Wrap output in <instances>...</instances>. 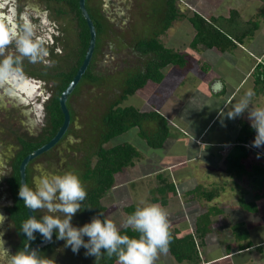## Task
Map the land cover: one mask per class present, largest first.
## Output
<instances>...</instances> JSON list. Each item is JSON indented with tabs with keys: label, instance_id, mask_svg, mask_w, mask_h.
Instances as JSON below:
<instances>
[{
	"label": "rangeland",
	"instance_id": "obj_1",
	"mask_svg": "<svg viewBox=\"0 0 264 264\" xmlns=\"http://www.w3.org/2000/svg\"><path fill=\"white\" fill-rule=\"evenodd\" d=\"M177 4L181 10H184L188 14H192L194 10L201 14H204L207 17L213 14L218 17H225L231 14V12H238L239 15L243 14L244 17L252 18L254 15H256L257 13H261L264 10V1L260 0H177ZM123 6H129L131 8L133 18L136 19L137 23L141 26H145L146 21L153 22L155 20H158L159 23H162L167 18V13L165 10V0H133V4L124 2ZM109 16H112V14H109ZM142 17L145 19L142 20ZM95 18L97 19L96 15ZM236 18L238 19V16ZM96 19L94 20L96 21ZM227 22H229V20H227ZM262 25L263 24L261 23V27ZM112 30L116 29L113 28ZM71 31L72 33L69 34V39L71 38L70 43H72V40L77 41V30L74 29L73 31V29H71ZM261 33L264 35V27ZM194 35L195 30L187 19L182 21H174L172 26L167 31H165L163 35H161L160 40L167 47L174 48L176 51H179L181 53L183 52L188 58V65L185 68H180L175 65L167 66L164 70L165 78L161 83H154L153 81H149L143 88L136 91L135 94L128 96V99L121 103V106L133 105L141 111L157 109L158 111L168 115V117H170L173 122L171 123V128L169 127L171 129L169 135L170 139H167V142L162 148H154L149 146L146 140L142 139L139 133V128L130 129L129 131L117 136L114 139V142L129 141L130 143L135 145L136 148L141 152V157L135 159L134 165L124 168L123 171L116 175L114 186L102 199V202L107 207L105 211L106 217L114 220L118 226L122 225L123 219L126 217V215H128L124 210L125 206L130 204L137 205L141 199L152 202L151 198L154 196L152 190H155L158 184H160L161 178H167V182H174L178 190L176 194L172 195L168 199V205L164 206L168 212V218L171 216L169 218L170 225L174 224V222L172 221L175 216H177V218H179L181 214H189L190 216V213H193L194 209L198 207V205H201V207H203V204L205 203H192L191 200L192 198L194 199L193 194L195 193L190 195L187 192V188L194 187L197 184H201L204 186L207 185L206 189L208 190L219 188L220 195L214 201L217 200V202H219L218 206L223 207L224 204L228 205L229 202H232L231 193H235L237 188L244 189L245 187L243 185H248L249 187L253 186L254 184V182L248 178L238 179L233 175L228 176L229 174H227V170L226 173L224 172L225 165L228 166V160L226 162L220 160V155L217 152L213 156H215L214 158L216 159V161H220H215V164L212 162L209 163L205 158L208 154H210L211 148H206L208 154L205 151L199 150L198 147L200 146L197 147L196 145H194L195 139L193 140L190 136L189 129L192 126V121L197 123V121L195 120L198 117V111L202 110L204 117L206 113L205 110L217 109L215 108V106L214 108L212 106H207L208 104H212V102H215L216 97H205L204 95L194 91V87L198 86L200 83L204 86L205 82L202 81L196 84V82L200 80V77L198 76V72H196V70L200 69L201 65L203 64L207 71L208 77H212L217 74L219 75V72L223 73V71H225V73H230L234 70L230 65L231 59L229 54H226L228 56L227 57L214 50V54L212 53L208 55L206 54L207 51L193 48L191 46V41ZM206 59H209L210 61ZM250 59L252 60L253 56H250ZM205 61L211 62V64L208 65V63H206ZM93 69L94 73L97 76V73L95 72L96 68L93 67ZM258 71L259 69L257 70V72ZM132 73V70H125L113 76L108 75L110 74L109 68H104L100 80H87L84 89L83 86L80 88V90L77 88L75 92L79 91V94L77 93L70 99L76 110L73 111L71 106L68 104L69 109L72 111L70 112L71 119L74 120L75 118L69 133V137L73 138V140L75 141L73 142V149L70 153L71 155L69 160H73L76 157H80L85 154H90V157L93 156L90 160L91 167L96 164L97 149L100 143V133L104 128L102 117L106 112H108V107L110 106V104L112 103L111 105L113 106L114 101L123 94L124 88L126 87V84L124 82L132 77ZM221 82L222 79H219L218 82L215 80L214 85H219L221 84ZM251 86V82L243 83L240 90L234 94L229 102H231L232 99L235 98V100L233 101V103H235L236 100H238L239 97L244 94L245 90H247ZM259 99H263L262 95H256L253 98V103H259ZM32 104H34L37 108L34 118L37 116V114H39V112L43 114V110H40L42 105L39 99L33 100ZM260 105H264V103L260 102ZM229 108L230 107L226 105L221 110L214 121L215 125L211 130L209 136H218V134L221 135L219 133V128L223 126L221 125V123L228 119L226 113ZM220 115L221 117L219 118ZM15 118L16 117H14L13 115L10 116V121L13 122L14 125L11 126L12 129L5 131L3 139H6V142H8L9 140H11L9 142H12L15 133L19 132L15 130V127L19 126ZM175 118L177 120H175ZM174 121H176L179 126H174ZM146 125V128L150 130L153 128L155 123H146ZM180 125L181 127H185V129L181 128ZM235 130L236 128L233 119V121H231L230 123V127L228 128V136H230ZM173 133H176L179 138L175 137V139L174 137H171ZM78 140L81 142L80 145L82 150L84 151L78 150ZM112 144V142H108L105 144V146L109 147ZM251 144L252 142H250L249 144L250 152L247 162L248 167H252V164L255 161H259V164L263 166L264 147L254 148L251 146ZM62 149L64 148L58 146L56 152H53V154H51L49 157L47 156L37 159L36 162L32 165L34 166L36 163H43L49 170L52 171H62V169H64L66 166V170L76 171L83 182L85 166L80 161H77L76 164L74 163V166H70V162L63 163L61 155H63L62 157H65L66 154L62 152ZM3 150H5V147L3 148ZM49 160L52 161L53 164L47 163ZM31 174L32 176L36 174L34 168ZM221 183H223V185H221ZM83 184L85 187L89 188L92 185V182L87 184V186L86 182H83ZM253 188L256 189L255 192L259 193L258 196L262 199V195H264V192L260 193L261 191L259 184L256 183ZM261 190L264 191L262 188ZM157 194L158 197L161 196L158 192ZM206 203L205 205L207 206ZM214 204L217 203H213V205ZM261 204L262 202L258 203V208L262 207ZM262 208H264V204ZM236 213L239 216L241 215L240 211H236ZM35 214L37 218H39L44 213L37 212ZM80 214L81 210L73 216L71 222L74 226L79 227L86 223L80 219ZM261 216L263 218L259 220L255 215L256 219H258L257 221H261V223L253 224L250 227L248 225H245L246 228L251 232L250 239L253 243L264 238V212H262ZM181 221L182 227L181 225H179V229H182V232H184L187 229V224L185 223V220L183 221V218L181 219ZM225 231H227V229L224 230V232ZM230 233L233 237L234 234L232 232ZM15 239V232L11 231L7 234L5 233V240H7V242H9V240L12 242ZM87 239L88 238L85 237V240ZM262 248L263 250H261V247L254 248L251 255H249V253H244L235 256L232 264H235L239 261H244L243 259H247L248 256L252 257V255L255 253L259 256L262 254V252L264 254V247ZM46 251L48 250H42L39 252L41 255H46V257L51 258L54 264L92 263L90 259L91 256L85 255L86 250L83 247H81L78 253H73L70 247H65V242L63 240L57 241L53 251L49 253H47ZM168 256L170 257H165V255L159 256L155 264H171L173 260L178 264L182 263L177 261L169 253ZM228 262L229 260H226L223 262V264H227ZM254 262H258V260L255 259Z\"/></svg>",
	"mask_w": 264,
	"mask_h": 264
},
{
	"label": "trees",
	"instance_id": "obj_2",
	"mask_svg": "<svg viewBox=\"0 0 264 264\" xmlns=\"http://www.w3.org/2000/svg\"><path fill=\"white\" fill-rule=\"evenodd\" d=\"M69 3L72 10L77 13V17L80 19L82 44L81 58L73 69L61 74L64 78H61L63 80L62 83H60L58 93L54 98L52 105H50L53 124L50 136L47 137L46 135L42 141L29 145L20 156L19 163L29 152L46 143L63 124L65 116L60 106V96L71 83L78 69L82 65L90 43V29L85 18L82 16L79 0H69ZM165 10L167 18L164 21L163 27L160 30L155 31L151 38L142 40L137 44V48L141 52L152 55L147 67L143 72H139L132 78L128 79L121 98L118 99L113 106H110L108 112H106L103 117L104 128L100 133L97 162L92 167L89 163L88 170H86V173L84 174V179L92 182V185L87 190V198L82 206L84 212L88 213V219H86L87 222H89L93 216H97L101 212L105 215L107 207L102 202V199L114 186L116 175L123 171L124 168L134 165L135 159L141 157V152L129 141L114 142V139L130 129L139 128V133L142 139H145L149 146L162 148L170 135L168 120L158 111L144 112L133 105L121 106V103L127 100L128 96L135 94L136 91L144 87L148 81L160 83L164 79V70L167 66L175 65L180 68H185L188 65L187 56L165 46L160 40V36L172 26L174 21L187 19L195 30V35L191 41V46L193 48H215L221 52H225L239 43L254 38L257 30L261 27V23L264 22V10L261 13H257L244 23L241 22L238 12H231L229 21L232 25L237 24L238 26V30L235 29V33H232L225 31L224 28L218 24L219 18L217 16L211 15L207 17L194 10L192 14H188L178 7L177 0H165ZM237 16L238 19L236 18ZM98 30V32H100L102 26H99ZM92 73V70L88 69L85 74L93 80V76L95 75ZM254 91L257 96L264 94V73L262 72H257L255 75ZM152 122L155 123V127L153 126L150 130L147 129L146 123ZM239 125L240 130L237 136L238 145L236 152L228 157V166L226 168L227 173L238 179L248 178L253 181L254 184L258 183L264 185V165H260L259 161L253 162L252 167L250 168L247 165L250 150L249 143L255 135V130L251 127V122L243 117L240 118ZM108 142H112L113 144L109 147L105 146ZM19 174V172L16 174L17 182L15 186L17 190L20 186ZM177 191V186L174 182H167V178H161L160 184H158L155 190H152L154 195L151 198L152 202L166 206L169 203L168 199L176 194ZM157 192L161 195L160 197H158ZM187 192L190 195L195 193L193 196L200 201H213L220 195L218 188L208 190L200 184L196 185L194 188L188 189ZM17 199V204L15 208L12 209L11 215L24 246L27 238L20 230V225L22 221L27 219L30 215L27 208L24 207L23 201L20 200L18 193ZM240 205L250 212H255L258 209L256 201H246L245 198H241ZM135 207L136 205L130 204L125 206L124 210L127 214H130ZM218 212V207L208 206V208L197 217L194 231L192 230V232L186 235H181L177 230L170 227L172 241L168 252L179 262L187 261L191 264H201V249L206 243L207 235L212 231L213 215H216ZM232 231L237 241L240 243L245 242L240 244L241 250L253 246L252 241L249 240V230L246 228L244 222L235 223L232 227ZM121 232L122 234H128L130 236L138 235L131 229L121 228ZM35 235L36 239L30 241L31 246L42 241L39 233H36ZM57 241L56 233L54 232L53 242L42 250L47 249L53 251ZM23 246H21V248H23ZM90 259L92 261V263L90 262L91 264L116 263L115 257L108 258L106 255L98 261H96L94 256H91Z\"/></svg>",
	"mask_w": 264,
	"mask_h": 264
},
{
	"label": "clouds",
	"instance_id": "obj_3",
	"mask_svg": "<svg viewBox=\"0 0 264 264\" xmlns=\"http://www.w3.org/2000/svg\"><path fill=\"white\" fill-rule=\"evenodd\" d=\"M15 5L16 0H0V102L5 98H18L24 86L32 83L24 70L25 61L51 65L48 58L52 23L48 13H39L37 23L28 12L18 13ZM222 87L218 85L216 90L221 91ZM255 96L254 89L249 87L231 104L226 115L228 119H235L247 112L255 130L251 146L261 148L264 147V106L253 103ZM0 106L4 105L0 103ZM34 169L32 184L21 181L18 196L32 213L44 214L39 218L30 215L22 221L20 230L27 239L23 248L15 253L6 247L5 232L0 230V264H54L51 258L31 248L30 241L36 239V233L42 241L51 242L55 232L56 239L63 240L73 253L83 247L85 255L94 256L96 261L106 255L115 257L116 264H155L161 254L168 253L172 233L168 212L160 203L141 199L120 226L101 212L77 227L71 221L87 198L78 173L52 171L43 163H36ZM7 174L6 164L0 159V177ZM6 219L0 213V225ZM121 228L131 229L138 235L122 234Z\"/></svg>",
	"mask_w": 264,
	"mask_h": 264
},
{
	"label": "flooded vegetation",
	"instance_id": "obj_4",
	"mask_svg": "<svg viewBox=\"0 0 264 264\" xmlns=\"http://www.w3.org/2000/svg\"><path fill=\"white\" fill-rule=\"evenodd\" d=\"M124 2L133 4V0H86L87 10L94 22L97 32L95 51L88 67V69L92 70V74L95 75L93 76V81L101 79L104 68H109L110 74L108 75L113 76L125 70H132L133 75L131 76L133 77L135 74L143 72L152 58V55L141 52L137 48V44L142 40L151 38L155 31H158L163 27L164 22L159 23L158 20L153 22L146 21V25L141 26L132 16V11L129 7L131 5L124 7ZM15 7L18 13L28 12L37 23L39 22L36 19L38 14L41 12H47L48 20L52 23V27L51 32L49 33L51 35V44L49 45L50 56L48 58L51 61V65L48 66L43 63L31 64L28 61H25L24 70L31 78L32 83L24 86L23 91L18 98H5L3 102H0L4 105L0 106V159H2L6 164V170L9 172V174L0 177V213H3L7 217L4 224L0 225V230H3L6 234L11 231L15 232L16 239L12 242L9 240V242L6 243V247H9L12 253L22 249L21 246H23L22 239L17 232L16 224L11 215V211L15 208L18 200L17 193L19 189L17 190L15 186L17 182L16 174L17 172L20 173L21 182L20 168L24 158L54 139L63 124L46 143L29 152L19 163L20 156L29 145L42 141L46 135L47 137L50 136L53 126L50 105H52L54 98L58 93L60 83H62L63 79L61 78L63 75L61 74L68 72L78 64V61L81 58L82 49L80 19L77 17V13L72 10L69 0H16ZM109 14H112V16H109ZM95 15L97 19L95 18ZM94 19H96V21ZM141 19L143 20L145 18L142 17ZM98 24L99 26H102V30L100 32H98ZM69 26L73 29V31L74 29L77 30V41L72 40V43H70L71 38L69 39V34L72 33ZM113 28L116 30H112ZM93 67L96 68L95 72L97 73V76L93 71ZM87 80L91 79L84 74L81 81L68 96L67 107L69 104L73 111L76 109L70 99L79 92H75L77 88L80 90L83 86L84 89ZM127 81L124 83L126 84ZM121 96L122 95H120L118 99H120ZM36 99L40 100L42 105L40 110H43V114L39 112V114H37L34 118L37 108L34 105L35 103L32 104V102ZM118 99L114 101V104L118 101ZM111 104L110 106H112ZM110 106L108 108H110ZM69 111L72 112L70 109ZM12 115L16 117L15 119L19 124V126L15 127V130L19 132L15 133L12 142H9L11 140L6 142L7 140H4L3 136L5 135V131L12 129L11 126L14 125V123L10 121V116ZM74 120L71 119L70 126L57 143H55L47 151L40 153L29 161L26 170L27 182L29 185L32 184L33 176L31 172L34 168L32 164L39 158L49 157L53 154V152L57 151L56 149L58 146H61V148L63 147L64 149H62V152L66 154L65 157H62L63 155H61L63 163L70 162V166H74L77 161H80L85 166L84 173H86L88 165L91 163L90 160L93 156L90 157V154H85L80 157H76L73 160H69L71 155L70 153L73 149V142H75L73 138L69 137L70 128L74 123ZM77 142L79 148L78 150L84 151L81 148V142L79 140ZM4 147L5 150H3ZM47 163L53 164L50 160ZM65 170L66 166L62 169V171ZM83 182H86V186L91 183V181L85 179ZM85 188L88 190L87 187ZM80 216L81 220H85L87 222L86 219H88V213L84 212L83 207L81 209ZM45 247L39 248L38 250L42 251ZM46 252L49 253L51 251L48 250Z\"/></svg>",
	"mask_w": 264,
	"mask_h": 264
},
{
	"label": "crops",
	"instance_id": "obj_5",
	"mask_svg": "<svg viewBox=\"0 0 264 264\" xmlns=\"http://www.w3.org/2000/svg\"><path fill=\"white\" fill-rule=\"evenodd\" d=\"M214 16H216V15H214ZM243 17H244L243 14H240V20L242 23H244L245 21H248L249 18H251V17H244V18ZM218 18H219L218 24L222 28H224L225 31L235 33V29L238 28L237 24L232 25L230 21L227 22V20L230 19V14L225 16V17L219 16ZM262 24H263L262 27H260L257 30L253 39L246 40L243 43H239L235 47H233V48H231L225 52H221L215 48H204V47H202V48L198 49V50L207 51L206 54H208V55H210L212 53L214 54V52H213L214 50L225 55V56H227L226 54H229L230 59H231L230 65L234 69L233 72H230V73L226 72L225 73V71H223V73L219 72V75L217 74V75H214L212 77L211 76L208 77L207 71H206L203 64L201 65L200 69L196 70V72H198V76L200 77V80L197 81L196 84H198L202 81H205V82H204V86L200 83L198 86L194 87L193 88L194 91L199 93V94L204 95L205 97H216L215 102H212V104H208L207 106H212L213 108L215 106V108H217V109L205 110L206 113H205L204 117H203L204 114H203L202 110H199L198 111L199 112L198 117L195 120V121H197V123L192 121V126L189 129L190 136L192 137L193 140L195 139L194 145H196L197 147L200 146V147H198L199 150L205 151L208 154V151L206 150V148H208V147L211 148L210 154H208L205 158V159H207V161L209 163H211V162L214 163L216 161V159L214 158L215 156H213L216 152L220 155V160H223V162H226L228 160V157L236 152L237 145H238L237 136H238V133L240 130L239 120L241 117L249 120L247 112H245L242 116L235 118L234 119V125H235L236 130L232 132L233 135L231 134L230 136H228V134H227L228 128L230 127V123H231V121H233V119L232 120L226 119L223 123H221V125H223V126H221L219 128V131H220L219 133L221 135L218 134V136H215V135L209 136L211 130L214 128L215 119L217 118V116L219 115L221 110L224 108V106L227 105L228 107H231V104L233 103L235 98H233L231 102H229V101L234 96V94L240 90L243 83L251 82V84L253 86L255 84V75L257 74V70L259 69L258 72L264 73V35L261 33V31L263 30V27H264V22ZM168 48H170V47H168ZM172 49H174V48H172ZM182 54H184V53L182 52ZM250 56H253L252 60L250 59ZM206 60L210 61L209 59H206ZM208 61H205V62L208 63V65L211 64V62H208ZM164 74H165V72H164ZM164 78H165V76H164ZM203 79H205V80H203ZM219 79H222L221 84H219V85L223 86L221 91L216 90V87L218 86V84L214 85L215 80L218 82ZM154 83H156V82H154ZM252 86H251V88L254 89V86L253 87ZM262 97H263V99H261V100L259 99V101L264 103V94H262ZM260 102L259 103L256 102L257 104L256 103H254V104L256 106H264V105H260ZM149 111H158V110L157 109H150ZM144 112H148V111H144ZM158 112L161 113L163 116L165 115L164 116L165 118L168 117V115H166L160 111H158ZM221 115L219 116V118L221 117ZM167 120L169 123V127L171 128V123L173 121L170 117H168ZM175 120H177V119L175 118ZM174 124H173L174 126H179L176 121H174ZM174 126H173V128H174ZM180 127H181V125H180ZM181 128L185 129V127H181ZM171 137L175 138V137H178V135L176 133H173V135ZM254 137H255V135H254ZM254 137L252 138V140L250 142H252L254 140ZM169 139H170V137H168V140ZM166 142H167V140H166ZM249 152H250V150H249ZM220 160H217V161H220ZM226 168H227V166L225 165V169H224L225 173H226ZM228 176H230V175H228ZM221 185H223V183H221ZM254 185H256V184H253V186ZM202 186H204V185H202ZM206 186H204V187L207 188ZM243 186L245 187L244 189H238V188L236 189L235 188L236 189L235 193L234 192L231 193L232 202H229L228 205L224 204L223 207L218 206L219 202H217V200L216 201L213 200L214 202L213 201H207V200H204L203 202H201L200 200H198L194 197V199L192 198V200H191L192 203L195 202V204H201V203L207 202L206 203L207 206L205 205V203L203 204V207L205 206L204 208L201 207V205H198V207H196L194 209L193 213L191 211H188V212H191L190 216H189V214L186 213L187 215L181 214L182 216L180 215L179 218H177V216H175V218L173 219L172 222H174V224L170 225V227L174 230H177L181 235H186V234L192 232V230L194 231L197 217L203 211H205L208 208V206H216L219 208V212L216 215H213L212 231L207 235L206 243L201 249L202 250L201 251L202 252L201 264H223V262L226 260H229V262L227 264H232L233 263L232 261H233L235 256H238V255H241L244 253L245 254L249 253V255H251L252 250L254 248H260L261 247V250H263L262 247H264V238L258 240L255 243L252 242L253 243L252 247L241 250L240 244L245 243V242L240 243L239 241H237L235 239V236L233 235V237H232V234L230 233V232L233 233L232 227L235 223L244 222L245 225H248L250 227L253 224L261 223V221L258 222L257 220L258 219L261 220L263 218L261 215H262V212H264V208H262L263 204H264V195H262V199H261L258 196L259 193L255 192L256 189H254L253 186H249V187H248V185H246V186L243 185ZM194 187H191V188H194ZM259 187H260V191H261L260 193H263L264 191H262L261 188L264 190V185L259 184ZM191 188H187V189H191ZM187 189H185V190H187ZM222 190H224V189H222ZM241 198H245L246 201H256L257 205H258V203L262 202V204H261L262 207H259L255 212H250V211L244 209L240 205ZM218 201H220V200H218ZM213 203H217V204L213 205ZM259 209H260V211H259ZM236 211H240L241 215L239 216L236 213ZM255 215L258 219H256ZM182 218H183V221L185 220V223L187 224V229L184 232H182V229L181 230L179 229V225L182 224V221H181ZM181 227H182V225H181ZM226 229H227V231L224 232V230H226ZM249 233H250V237H251L250 230H249ZM249 240H251V239L249 238ZM256 246H258V247H256ZM168 253L167 254H161V255H165V257H170V256H168ZM255 259L258 260V262H254ZM243 260L244 261H239L235 264H264V254L262 252V254L259 256L258 254L255 253L252 255V257L248 256L247 259H243ZM171 264H178V263L173 260ZM179 264H191V263L184 261V262L179 263Z\"/></svg>",
	"mask_w": 264,
	"mask_h": 264
},
{
	"label": "water",
	"instance_id": "obj_6",
	"mask_svg": "<svg viewBox=\"0 0 264 264\" xmlns=\"http://www.w3.org/2000/svg\"><path fill=\"white\" fill-rule=\"evenodd\" d=\"M79 4H80V9L82 11V14H83L84 18L86 19V21L89 25V28H90L91 38H90L88 51L86 53V56H85V59H84L82 65L78 69L73 80L71 81V83L68 85V87L61 94L60 106H61L62 111H63L64 116H65L64 123H63L62 127L60 128L59 132L57 133V135L55 136L54 139H52L49 143L40 147L39 149L35 150L33 153H31L30 155H28L24 158V160L21 163V168H20L21 181H23V180L27 181L26 170H27V165H28L29 161L31 159H33L34 157H36L37 155H39L40 153L50 149L55 143H57V141H59L62 138V136L64 135V133L66 132V130L70 126L71 114H70V111L67 107V99H68L69 94H71L73 92L75 87L78 85V83L81 81L82 77L86 73V71H87V69L91 63L94 51H95L96 42H97V32H96L94 22H93L90 14L87 10L86 0H80ZM28 213H29V215H35L30 210H28ZM52 241H53V238H52ZM52 241L51 242L42 241V242H39V243L33 245L31 248L39 249V248H42V247H45V246L51 244Z\"/></svg>",
	"mask_w": 264,
	"mask_h": 264
}]
</instances>
